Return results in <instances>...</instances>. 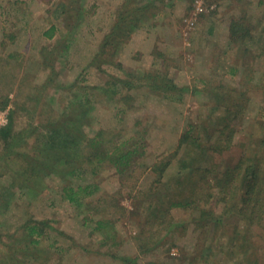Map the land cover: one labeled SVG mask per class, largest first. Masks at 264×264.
Segmentation results:
<instances>
[{"label":"rangeland","instance_id":"1","mask_svg":"<svg viewBox=\"0 0 264 264\" xmlns=\"http://www.w3.org/2000/svg\"><path fill=\"white\" fill-rule=\"evenodd\" d=\"M195 1L0 0V129L11 116L18 141L0 140V264H264V0ZM126 6H144L137 26ZM50 123L84 154L45 163L28 131ZM118 145L122 175L93 155Z\"/></svg>","mask_w":264,"mask_h":264},{"label":"trees","instance_id":"2","mask_svg":"<svg viewBox=\"0 0 264 264\" xmlns=\"http://www.w3.org/2000/svg\"><path fill=\"white\" fill-rule=\"evenodd\" d=\"M143 8H144V6L139 7V8L133 7V9L128 8L127 13L129 14V16H133V18L131 20V23L133 24V26H137V24H136L137 21H140V22L142 21L141 17H143V16H141V17L137 16V18H136V13H139L141 10H143ZM55 12L56 13L59 12L61 15L65 14L66 13L65 4L62 3L61 5H59ZM140 15H142V14H140ZM121 19L122 18H120L119 20H121ZM116 28H118V24H116L114 26V29H116ZM235 28H239V27L236 26ZM47 30H48V32L45 35H47V38H51L52 32L54 30H56V28L54 27V25H50ZM234 32H236V29ZM247 36H248V33L245 31L244 34L242 35V37L245 39ZM106 39H107V37L104 38V40H103L104 42L102 41L100 48L102 47V45L110 43L108 41V39L107 40ZM60 46H62L61 49H63V51L68 48L66 41H65V45L61 44ZM58 48H60V47H58ZM58 48L55 47V49H58ZM61 49L59 51H61ZM41 52H43V48L41 49ZM12 56H13L12 54H9L6 56V58L11 59ZM94 60H96V55H95V57L92 58L91 63ZM46 68H49V69H48V72H46V74L44 76L45 81L41 85L34 84V85L30 86V89L34 92V93L32 92L31 95H34V96H28V97H29V99H32L33 102L39 103L41 101V99H42L41 97H42L43 92H44L43 90L46 89L45 87L48 86V84L51 83V81H53L52 78H54V76L56 74V73H54V68L52 66L51 67L47 66ZM25 72L27 73L29 71H27V69H26ZM25 72H24V74H26ZM24 74H22L23 77H21V79H20V80H22V82L33 79L32 76H31L32 79H30L31 77L28 79V75L26 74L24 76ZM58 88L59 89H62V88L65 89V88H70V86L59 85ZM40 89H42V90L40 91ZM5 100H7V99L5 98ZM5 100L3 98V101L0 102V105L2 107L5 105V103H4ZM67 103H68V105L63 110V113L65 115H67V117L69 119L73 118L74 110H78V112L85 113V108H84L83 103H78V102L77 103L67 102ZM81 115L83 116L84 114L81 113ZM74 116H75V114H74ZM11 120H12V118L10 116L9 124L6 127L0 129V140H3V143L5 144V148H9V149H13V147H15V145L18 144V141H16V144H15L13 134H11L12 133V121ZM71 121H73V119ZM74 121H76V118H74ZM51 124L52 123H50V125L45 126L46 130H48V135L42 134L40 132V130L36 127H34L33 129H30L28 131L32 136L37 137L36 141H40L38 143L40 144V146L42 145L43 148L41 149V151H38V152H39V155L43 154L42 156L44 157L45 163L50 165L54 162V160H57L58 163H59V161H62L63 163L68 164L71 162V161H69V159L72 160V157L75 158V157H79L80 155L84 154V147L86 144L84 143V136L81 134V132H79L80 134L78 136V133L73 134V133H75V128L72 129L70 126H64L63 127L59 124H57V125L52 124V125H54V126H52ZM76 131H78V130H76ZM10 136H11V138H10ZM99 144H100V141L96 140V138L93 137V138L89 139L87 146L96 148ZM124 145H125V143H122V146H124ZM119 150H120V146L118 145V147L115 146L110 151H108V150L104 151L103 150V151H99V152H94L93 155H94V157H98V155H100L103 158H106V159L108 158L111 165H113L115 167L117 173L121 174L124 171L123 167H125L127 165V163H128L127 161L130 159V156L132 155L133 152H131L132 150H129V151H124V150L119 151ZM32 158L36 159L34 157H32ZM103 158H102V160H103ZM29 161H31L30 164H32L34 162V160H32L31 158ZM179 162H180L179 166L181 168L186 166L183 158H181V160ZM34 163H35L34 166L31 165L33 168H36V167L39 168L40 167L41 169H43V168L51 169V166H48L47 164L42 163V161H39V162L35 161ZM74 169L75 168H73V170ZM225 175H227V174H225ZM228 177H231V174L228 175ZM35 183H37V180L35 181ZM39 187L40 186L38 184V186H34V189H32V188L30 190L28 189L29 194H30V198H32V199L37 198L38 195H37L35 189L39 188ZM41 187H43V186H41ZM87 188L88 187L82 188V187L78 186L76 188V191L83 193V194L86 192L90 193L89 191H87L88 190ZM66 191L69 192L68 200L69 201H75V197L78 195V193L76 191H73V189H70V188H68ZM6 199L9 200V198H6ZM7 203L8 202H6L5 205H7ZM170 206L171 207H176V206L184 207L185 204L183 202H177V201L172 200L170 202ZM39 223H40L39 225L41 228H38L37 224L28 225V226H27V224L25 225L26 230L29 229V231H27L28 232L27 233L28 238L32 237L34 234L40 235L43 232V229L45 227L51 229V227L49 226L48 223H46V222H39ZM24 235H26V233H24ZM26 240L29 241L28 239H26ZM34 244H35L34 240L33 239L30 240L29 245H34Z\"/></svg>","mask_w":264,"mask_h":264},{"label":"built area","instance_id":"3","mask_svg":"<svg viewBox=\"0 0 264 264\" xmlns=\"http://www.w3.org/2000/svg\"><path fill=\"white\" fill-rule=\"evenodd\" d=\"M195 4H196L195 9H194L195 13H200L202 11V2L200 0H196ZM189 24L192 25L193 22H189ZM3 115L4 114H0V126H2V127L6 123V121L4 120V116Z\"/></svg>","mask_w":264,"mask_h":264}]
</instances>
